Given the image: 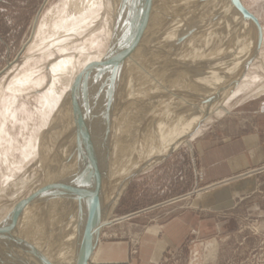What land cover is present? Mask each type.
Here are the masks:
<instances>
[{"label":"rangeland","instance_id":"1","mask_svg":"<svg viewBox=\"0 0 264 264\" xmlns=\"http://www.w3.org/2000/svg\"><path fill=\"white\" fill-rule=\"evenodd\" d=\"M163 1L166 0H0V252L2 251L0 253V264H52L51 262H54L52 253L57 251L61 254L64 252L65 247H68L69 251L65 248L67 253L64 254L65 251L62 254H68L70 259L75 257L74 260L76 261L81 242L79 244L71 243V246H66L60 240L61 235L58 237V231L60 229H55V227L53 229V227L47 226V223L44 221L47 219V214L45 213L48 211L50 212L49 215L52 214L50 215L52 219H55L56 216L60 217V219L62 217L61 220L65 221L63 223L58 221L60 223L58 225L63 224L62 227L68 230L70 227L67 225L70 222L68 215L72 213L67 212L68 208H70V203H66L68 201V197L66 196H69L67 195V191L71 189L70 182L67 184L68 187L66 186L55 192L54 194L56 196H52V198L54 197L53 199L48 195L47 191H43L40 187H49V185L51 186L57 182L60 184L61 180L63 181V179L68 177L67 174L64 178V172L63 174L61 173L62 177L60 176L59 180H57L60 171L59 164L57 166V163L61 161L58 156L61 158H64V155L68 157V152L70 153L73 146L71 145L69 148L67 146L66 149L61 148L63 144L59 141L63 142L62 140L65 136L59 135V131L64 126L67 136L66 139L68 140V136H70L69 140H71L73 138L72 136H75L73 133H75L76 128H79L77 124L85 122L81 120L84 119L87 122V129H84L85 131L83 130L81 135L78 136L79 138H77L83 140L88 137L93 128L92 124L95 122L87 116L92 109L88 105L91 106L93 101L95 106L98 104V107L100 106V101L102 102L103 98L105 99L103 95L108 96V94H104L105 92L99 89L105 80L112 79V82L110 81L111 87L113 85L115 86V84L117 85L119 83L118 81L124 78H127V81H125L126 79L124 81L128 84L131 83L130 85H133L134 79L137 78L141 79V81L151 80L156 83L157 81L155 79H158L157 75L160 73L162 76L163 70H167L166 72H168L177 69L176 66L174 68V65L172 67L171 64L175 62L174 59L181 62L184 58V54H181L182 56H178L177 54H180L181 50L185 47L184 45L187 44L185 38L195 37L194 32L191 33V28L197 27V24H199L198 27H211L210 21V26L206 24L207 11H202L197 14L200 18L199 21L196 18L198 16L192 13L194 9L190 4L192 5L193 0L188 1L186 8L185 4L182 3L184 0H179L178 2L176 0L173 2H171L172 0H167V4ZM201 1L203 0H197L195 4L197 3L201 6L200 4L204 5L207 3L206 0ZM161 3L164 4L163 8L159 7ZM176 4L179 6L178 10L176 9L177 12H181L183 7L184 12L172 18L173 20L175 19L174 22L176 23L174 28H172L170 24H167V19L164 15L166 11L176 14V10L171 7V5H175L174 7L177 8ZM241 5L262 27L263 39L262 41L259 40V51L257 55H255L258 42L257 30L250 22L255 33V46L251 57L253 58L254 55L255 57L253 59L250 58V63L243 71L238 73L234 72L230 85L223 86L222 83L225 82V77L227 76L225 75V77L220 78L221 80H217L219 83L217 81L213 83L214 87L216 86L212 89L214 94L211 92L206 96L199 94L198 91L195 93L192 92L190 93L191 96L189 95L188 97L189 99L186 98L187 96L182 99V105H174L175 107L180 105L172 110L174 116H176L175 113L179 110L178 108L183 109V106L191 102V100L194 102L197 101V104L199 103L198 105L196 104V108L201 106L204 110L207 106L210 110L206 108V111H203L205 115L204 121L201 123V120L199 125L196 126V135L194 134L192 136L189 144L179 147L178 150L176 149L177 151L175 150L176 152L174 154H172L174 151L171 153L172 155L170 157H168L170 154L166 156L168 158L165 161L160 164H154L157 166L134 178L117 205L112 208V211L107 206H104V214L108 213L110 219L108 225L103 229L101 241H128L130 243L131 254L137 256L140 247V237L147 226L158 225L163 220L172 217L175 213L192 210L194 201L204 191V171L197 155V144L206 139L211 143H220L238 136L245 129L254 127L255 113L258 111L260 103L264 100V0H241ZM153 6H155L154 10L156 11L151 14L150 8H153ZM205 8L206 6L203 9ZM128 9L131 15L130 19L125 14ZM159 13H162L163 16ZM133 19L136 22V34H132L129 26L130 20L132 21ZM149 21L154 22L157 26L161 25V30L167 27L164 33L165 39L163 37L165 41L161 37L159 40H154V38V41L152 40L149 45V41L153 37L147 42L146 32L144 33ZM180 33L185 34H181L184 37ZM172 38L175 41L181 39V43H179L180 41L174 42ZM182 39H184V45L182 44ZM166 40H171L170 42L173 44L170 46L172 48L164 45L167 42ZM148 45L150 49H147L149 48ZM157 45L158 48L155 47ZM159 46L161 47L159 48ZM196 48L194 49V53L199 56L200 53H196L198 52V48ZM146 49L149 50V54L147 51L145 53ZM160 49L164 51H161V54L159 52ZM168 49L171 50L169 53L167 52L169 51ZM156 50L159 54L158 52L156 53ZM173 52L174 54H172ZM231 53L234 54L235 52L231 51ZM195 54L191 60L193 63L197 58ZM157 55L161 56L158 58ZM175 55L180 57L179 60L177 57L175 58ZM146 57L147 60L144 59ZM229 62L227 68H223V75L231 68ZM163 64L165 66L167 65V67L163 66ZM61 67L65 68L64 73L68 72L66 74L68 83L66 86L62 85L63 87L56 77V70ZM111 67L113 69L118 68L116 69L117 71L114 70L116 73L114 71L112 72L113 69ZM102 70L104 71L97 77L87 81L89 76ZM121 70L123 72L126 71V73H123V77L119 75L122 73ZM232 83L233 86H231ZM113 91L114 89L112 91L109 90L111 93ZM123 92L129 93L126 89H122ZM52 93L57 97L63 96V99L59 102L57 109L49 119L48 132L54 130L53 134L56 135V137L53 136L52 139L49 137V139V135H46L42 131L45 130L43 127V117L45 118L47 111L45 104L51 105L50 99L54 97ZM92 95L94 96L91 97ZM192 96L194 99H199L195 101ZM98 99L100 100L98 101ZM95 100H97V103H95ZM183 100H185V104ZM192 114L194 113L191 112L190 117L187 116L188 119L191 118ZM178 116H181V113H178ZM181 119L183 118L181 117ZM182 122L184 121L180 120L179 124H183ZM62 124L64 125L61 127ZM90 127H92L91 130ZM170 128L169 122L167 128H164V131L167 133ZM109 132L113 133L114 129ZM126 132L124 131V133ZM137 132H134V135ZM77 142L80 143L81 141ZM30 148L33 151L41 150V165L36 164L38 159L35 156H30V158L28 154L29 158L27 157V160L24 158L25 150ZM59 148L61 149L55 155L53 150H58ZM73 151L75 152L74 155L77 154L78 156H73L72 163H74L75 158L83 163V159L87 157L85 158L86 160L89 157L87 156L88 153H86V156L82 160H79L78 153L81 152V149L77 148V150ZM67 157L61 161V164H64L66 159L68 161ZM91 158L89 157V159ZM44 159H47V162ZM26 161H29V164ZM71 161L65 164L69 165ZM40 166L43 167L41 168ZM32 169L34 171L31 173L30 171ZM28 170L30 171L28 172ZM36 170L38 171V173L36 172L37 174L35 173ZM69 171L67 169V173ZM27 172L31 173L29 177L26 176L28 174ZM50 172L52 173V177ZM46 173H50V175L47 174L50 177ZM21 177L32 179L30 180L31 185L27 188L28 192L26 190L28 194L24 191L25 193L23 192L22 195L25 197L21 200L26 201V198H29L32 193L29 191V188L36 185L34 189L35 194L43 197L41 193L45 194L46 192V199H49L48 201L51 202L47 203L45 199L44 206L42 205L40 210L38 208L36 209V212L38 210L37 216L39 217L40 214L42 217V219L39 217L42 221L40 229L44 227L43 224H46L45 237L49 238H44L43 228L37 230L38 226L35 229L29 227L31 233L29 230L26 232L23 230L25 233L19 232L24 228L22 222L19 227L23 226V228H18L19 231L16 230V223H12L11 226L12 219H18L19 213L17 215L13 214L14 216L11 214L14 208L23 201L14 205L17 203V198L14 197L16 191L12 192L7 190L10 188V185H13ZM46 177H48L47 180L50 179L51 184L49 180L46 181ZM257 177L258 188L255 193L247 197L237 198V207L234 211L216 215L220 220L235 217L238 222V227L235 231L215 234L207 238L195 239L191 237L180 250L169 254L167 253L166 258L175 257L181 260L182 263L186 259L193 258L194 264H201L203 258L207 264H264V217L252 216L243 210L247 204L254 202L260 203L264 208V170ZM67 180L64 181L67 182ZM83 188H86V186ZM4 192L8 193L5 194ZM38 196L36 199H38ZM110 197L112 199V196ZM31 205L32 203L29 202L26 206L22 207L29 209ZM11 209H13L11 213L6 216L4 215V217L2 216L3 218L1 217L3 211H5L3 214H7L6 211ZM64 210H66V213L63 214ZM60 214L63 216H59ZM199 214L202 216L206 215L204 210L203 212L199 211ZM66 215L68 219L66 217V219L64 218ZM60 219L56 218V221ZM74 220L73 218L71 219L73 222H80L79 218L78 220ZM7 221L9 222L6 223ZM82 225L83 223L81 222L79 227ZM62 227L60 226V228ZM50 228L54 230L52 231L54 233L51 232L52 229L50 230ZM6 231L9 239L5 235L1 237ZM72 236H69V238ZM50 238L53 239L51 242L54 240L57 242V246L55 245L56 247L53 250L51 248V251H48L49 255L47 254L48 252L41 254L40 250L32 245L34 243H41L45 239V241H48ZM6 241L8 242L6 243ZM62 243L64 244L63 248L61 246ZM210 244H213V246L209 247ZM11 245H15L14 248ZM75 249H78V252H74ZM60 250H62L61 253ZM192 250L193 253H191ZM45 254L48 255L49 259ZM208 254L209 256H207Z\"/></svg>","mask_w":264,"mask_h":264},{"label":"bare ground","instance_id":"2","mask_svg":"<svg viewBox=\"0 0 264 264\" xmlns=\"http://www.w3.org/2000/svg\"><path fill=\"white\" fill-rule=\"evenodd\" d=\"M166 1H163V2H165V4H167ZM173 1L174 0H172L171 2H173ZM176 1L178 2L179 0H176ZM188 1L189 0H184V2L181 1L182 3L185 4V8H186V4L188 3ZM203 1H201V2H203ZM206 1H207L206 4H204V5L200 4L201 6H199V4H197V3L195 4V2H197V0H193L192 5L190 4V6H193L194 11H192V13H195V16L202 11H207V17H206L207 23L206 24L208 26L211 25V27H198L199 24H197V27H195L193 29L191 28V30H192L191 33L194 32V34H195V37L193 35H191L194 37V39H192L193 37L192 38L190 37L187 39L185 38V42L187 43L185 45H184V39H182V44L185 47L183 48V50H181V53L179 52L180 54H177V55L182 56L184 54V58L182 59L181 62L176 61V59H174L175 62L173 60L174 63H172V64L170 61V64L172 65V67L174 65V68L176 66L177 69H174V71L171 70L168 72H166L167 70L166 71L163 70L164 72L162 73V76L160 73L157 75L158 79H155L157 81L156 83L154 81L152 82L151 80L141 81V79L137 78V79H134V84L130 85L131 83L128 84L127 82H125V81H127V78H124V79H126L125 81L122 78L123 80L118 81L119 83L117 85L115 84V86H114L112 84L113 87H111L110 85H111L112 79L111 80L110 79L105 80L106 83L104 82L103 85H101L99 89H101V91L105 92L104 94H106V95L108 94V96L106 97L105 95H103V97H105V99L103 98L104 101L103 100H102V102L100 101V104H99L100 106H98V107H97L98 104H96V106H95L93 101H92L93 104L92 103H91L92 105L90 104L91 106L88 105V107L90 109L91 108L92 109H91L89 115H87V116L92 121L93 120L95 121V122L93 121L94 123L92 124L93 128L90 127V130H91V128H92V130L87 137L88 139L87 138L83 139V140L78 139L79 138L78 136L81 135L83 130L87 129L86 128V123H87L86 120L81 119L85 122H83V123L80 122V123H82L81 125H80V123L77 124L79 126V128L78 127L76 128L75 133H73L75 136H72L73 138L71 140H69L70 136H68V140L66 139L67 136H66V131L64 130V126H63L64 124L61 125V127L62 126L63 127H62V129H60L61 131H59V133H60L59 135L65 136V138L62 140L63 142L59 141L60 143L63 144V145L61 144L62 145L61 148L66 149L67 146L69 148V146L73 145L70 153L68 152V157L64 155V158L67 157L68 161L73 160V156H78L77 154L74 155L75 152L73 151V150H77V148L81 149L80 153L77 152L79 154V160H82V158H84L86 156V153H88L87 156L92 157L91 159H89V157H88V159H86V160H85V158H87V157H85L83 159L84 160L83 163H82V161L79 162L77 160V158H75L74 163H72L73 161H71V164H69L70 165L69 166L68 164H65L66 162H68L67 159H66V162L64 164H61V161L64 160V158L63 157L61 158L58 156V158H60L61 161H60V163H57V166L59 164V169H60V171L58 173L57 180H59V177L65 172L63 176L65 178L66 175L68 174L67 178H69V180H70L69 185H71V189H69V191H67L68 192L67 195H69L70 198H69V196H66V197H68V201L66 203L67 204L70 203L69 204L70 208H72L71 209L72 211L70 210V208H68L69 211L66 209L68 213L69 212L72 213L71 215H68V213H67V215L70 217L69 218L70 222H68L67 225H69L70 227L68 226L69 228L67 230V229H64L62 227L63 224H61L60 226L62 228H60V226L58 224H60L61 222L63 223V221H65V220L62 221L61 220L62 217L60 219V217H57V216H56V218L60 219V220L56 221V218L52 219V217L50 216L52 214L49 215L50 212H48V211L45 213V214H47V219H46L47 221L46 220H44V221H45V223H47V226L49 225V227H53V229H54V227H55V229H58V230L60 229L58 231V233H59L58 237L61 235L60 240L66 246H68V245L71 246V243H78L79 244L81 242L83 225L79 227V224L82 222V219H81L82 211L81 210L84 209V207H85L84 206V195L87 192V189H88L87 187H89L88 181H89L91 172L95 166V163L99 157V154H101L105 149H108V151L110 152V157H109V166L110 167H109L108 173H106V171H105V175L108 174V184H107L108 189H106V192L104 190L103 194H101V196H102L103 207L107 206V208L112 211V208H114L117 205L118 201L120 200V197L124 194V192L128 188L130 178L133 175L140 173V172H143L145 170H148L149 167L153 166L154 164L159 163L162 159H164L166 156L171 154L173 151H175L179 147H181L185 144H189V141L192 138V136H194V134L196 135V126L199 125L201 120H202L201 123L204 121L203 119L205 118V115H204L203 111H206L207 106L204 110L202 109L201 106L196 108L197 107L196 106V104H197L196 100L199 98L194 99V97L192 96L196 102L191 100V102L188 101L189 103H187L185 106H183L184 107L183 109L178 108L179 110H177V112L175 113V115L177 116L176 117V116H174L172 110H174V108H177L180 105H182V102H181L182 99H184V97H186V96H187L186 98H188L190 93H192V92L195 93L197 91L199 94H201V95L203 94V95L207 96L208 93H211L212 89L216 87V86L214 87L213 83H215V81H217V80H221L220 78L225 77V75H227V76L225 77V82L222 81V82H224L222 84H223V86L224 85H226V86L230 85V82L233 78L234 72L238 73V72L243 71L246 68V66L250 63V58L253 59L255 57V55H257V53L259 51L258 33H257L258 42H257L256 49H255V55L252 58L251 56L254 52V46H255V33L253 31L252 25L250 24V21L244 19L242 17V15L236 10L235 5H234L235 0H206ZM174 6L175 5H173V6L171 5V7H173L175 10L176 9L178 10L179 6L177 5V8H175ZM203 6L204 7L206 6V8L203 9L204 8ZM159 7L163 8L164 4L161 3V5ZM183 8L181 9V12L180 11L177 12V10H176V14H173V12L170 13L169 11L168 12L166 11L164 17L167 19V24L168 25L170 24V27L174 28L176 23L174 22L175 19L173 20L172 18H174L175 15H176L175 17H177L178 14H180V15L183 14V12H184ZM154 9H155V6H153V8H150L151 14H152V12L156 11ZM170 9H172V8H170ZM175 10H174V13H175ZM190 10H192V9H190ZM169 13H170V15H169ZM159 14L162 15V13H159ZM196 18H198V21H199V19H200L199 16ZM209 21H210V25H209ZM170 27H168V28H170ZM166 28L161 30V25L157 26V25H155L154 22L149 21V24L147 25L146 29L144 30V33L146 32L147 42L149 41L150 38L153 37L152 39H150L151 41H149V45H150V42H152V40L154 38H155L154 40H159L161 37L162 40H164L165 39L164 33L167 30ZM204 29H205V31H203ZM181 34L182 33H180V35ZM205 34H206V36H205ZM182 35H185V34H182ZM186 35H187V33H186ZM163 37H164V39H163ZM182 37H184V36H182ZM180 40L175 41L173 39L174 42H179ZM170 41H167L165 44L164 43L163 44L166 47H168L171 44H173ZM155 43H156V41H155ZM179 43H181V41ZM149 45H148L149 48H147V49H150ZM158 45H159V43H158ZM158 45L155 47L158 48ZM201 46H203V47H201ZM160 47L161 46H159V48ZM170 47H168V48H170ZM195 48L198 50V52H196V53H200L199 56L194 53ZM147 49L145 50V53H147L149 51ZM178 49L180 50V48H178ZM119 50H121V49H119ZM153 51L155 52V50H153ZM161 51L162 50L160 49V51H159L160 54L162 52H164V51H162V52ZM170 51L171 50H169L167 52L169 53ZM231 51H234L235 53L233 54V53H231ZM157 52L158 51L156 50V53ZM159 52H158V54H159ZM165 52H166V50H165ZM145 53H144V55L146 56ZM148 54H149V52H148ZM172 54H174V52ZM175 54H176V52H175ZM194 54H195V56L197 55V58L195 57L196 59H195V62L193 63L191 60H192V57L194 58V56H193ZM177 55H175V58L177 57V59L179 60L180 57H178ZM154 56H155V53H154ZM160 56H158V58ZM172 56H174V55H172ZM170 57H171V55H170ZM229 58H230V62H229ZM144 59L147 60V57ZM144 59L142 58V60H144ZM228 62L231 64L230 65L231 68L229 69L228 72H225V74L223 75V73H224L223 68L224 69L227 68ZM164 63H166V62H164ZM117 66H119V65H117ZM117 66H115V67H117ZM163 66H165V64H163ZM165 67H167V65ZM172 67L170 66V68H172ZM116 69H118V68H116ZM116 69L114 68L112 70V72ZM103 71L104 70L98 71V72L94 73L93 75L89 76L87 81L97 77ZM116 71H114V73H116ZM64 72H65L64 67L63 68L62 67L57 68V70H56V73H57L56 77L58 78L61 86L62 85L66 86L68 83V77L66 76V74L68 72H66V73H64ZM174 72H176V73L173 75ZM123 73H126V71H124V72L122 71V73L119 74L120 77L121 76L123 77ZM126 77H127V75H126ZM121 81H124V82H121ZM231 86H233V83L231 84ZM113 89H114V91L112 93L109 92V90L112 91ZM122 89H126L129 93H124V92L122 93ZM214 91H215V89H214ZM103 92H102V94H103ZM228 93H229V91H228ZM212 94H214V92H212ZM94 95H92L91 97H93ZM201 95H199V96H201ZM53 96L54 97L50 99L51 105L45 104V108L47 109L46 116H45V118L43 117V119H44L43 120L44 121L43 127L45 130L42 131V132H45L46 135H49L48 138L50 137L51 139L53 138V136L56 137V135L53 134L54 130H51L50 132H48L47 127H48L49 119L52 116V114L54 113V111L57 109L59 102L63 99V96L57 97L54 94H53ZM119 96L121 97L120 103H119V101H117V98ZM195 98H196V96H195ZM99 100L100 99H98V101ZM95 101H96L95 103H97V100H95ZM134 102H135V104H134ZM183 102L185 104V100H183ZM212 102H209V103H212ZM175 104H180V105H177V107H175L174 106ZM86 108H87V105H86ZM181 108H182V106H181ZM207 109H209V107ZM118 110L120 111V114L116 113V115H115V112ZM87 111H89V110H87ZM191 112L196 114V115L192 114L193 116L191 115V118L188 119V117H190L189 115L191 114ZM178 113H181V116H178ZM181 117L183 119H181ZM180 120L184 121V122H182L183 124H179ZM59 122H61V121H59ZM169 122H170L171 128L169 129V132L166 133L164 131V128L165 129L167 128V124ZM58 127H59V125H58ZM110 128L112 130L114 129L113 133L108 132V131H110L109 130ZM124 131H127V132L124 133ZM136 131H138V132L136 133V135H134V132H136ZM47 132H48V134H47ZM86 133H87V131H86ZM87 134H85V135H87ZM81 137H83V136H81ZM129 140H130V142H129ZM77 141H81V142L79 143ZM59 147H60V145H59ZM61 148H59L58 150L54 149L53 153L55 155H57V152ZM28 154H29V157L35 156L38 159V162L36 164L41 165V159H40V155L42 156L41 150L40 151H37V150L33 151L31 148L26 149L25 155H24V158H26V160H27ZM46 160L44 159V161H46ZM26 162H28V164H29V161H26ZM35 165H34V167L36 168ZM45 167H47V166L45 165ZM32 168H33V166H32ZM67 169L70 170L68 173H67ZM45 170H44V172H46ZM29 171L30 170H28V172ZM33 171L34 170L32 169L30 172L32 173ZM53 171H55V170H53ZM53 171H51V172H53ZM36 172L38 173L37 170L35 171V173ZM31 173L26 174V176L29 177L31 175ZM50 173H46V175L47 174L50 175ZM48 177H50V176H48ZM48 177H46V181L49 180V183H50V179L47 180ZM51 177H52V173H51ZM54 177H55V175H54ZM54 177H53V179H54ZM26 178L21 177L18 181L16 180L13 185L9 184L10 188L7 191H12V192L16 191V194L14 195V197L17 198L16 199L17 203H15L14 205H17L20 201H23L21 199L25 196L22 195V193L24 191L26 192L27 188L31 185L30 180H32V179H26ZM67 178L63 179V181L61 180V184L63 182H65L67 180ZM47 185H49V184H47ZM35 186H33V187L31 186L29 188V191L32 192L30 194V197H32V196L34 197V195H35V192H34ZM85 186H86V188H83ZM42 187L43 188L40 187V189L43 190L45 186H42ZM45 188H48V187H45ZM104 189H105V185H104ZM27 192H28V190H27ZM4 193L7 194L8 192H4ZM65 193H66V190H65ZM41 194L43 197H40L37 195L38 199H36L37 196L33 199H31L30 197L26 198L27 199L26 204L29 202L32 203L30 208L29 209L27 208L28 209L27 210L24 207H22L20 212H18L19 213V217H17L18 219H15V218L12 219V217H11V219H12L11 226H12V223L13 224L16 223L17 224L16 230H18V228L22 229L24 226V228L22 230L20 229L21 231L18 230L20 233L21 232L23 233L24 231L26 232L28 230L30 232L31 229L29 227H32L35 229L36 226H38L37 230L40 229L42 217L40 214H39V217L41 219L37 216L38 210L36 212V209L38 208L40 210L41 206L42 205L44 206L45 199L47 196L46 192H45V194H43V193H41ZM54 196H56V195L54 194ZM57 196H58V194H57ZM110 196H112V199H110L111 198ZM51 198H52V196H51ZM56 198H60V197H56ZM11 199H12V197H11ZM48 200H47V203L48 202L51 203ZM58 200H56V201H58ZM53 201H55V200H53ZM53 201H52V203H53ZM33 203L35 204L34 205L35 207L33 206ZM26 204L23 206H26ZM58 207H55V208H58ZM66 207H69V206H66ZM55 208H53V209H55ZM65 208H63V209H65ZM12 210L13 209L6 211L7 214H3L5 212V211H3L1 214V217L2 216L4 217V215L5 216L8 215L9 213H11ZM66 210H64L63 214L66 213ZM56 211H58V210H56ZM39 213H41V212L39 211ZM54 213H55V211H54ZM11 215L14 216L13 213ZM42 215H43V213H42ZM67 215L64 216V218L65 217L67 218ZM59 216H63V215L60 214ZM72 218L75 220H78V218H79L80 222L75 221V220H74L75 222H73V221H71ZM109 219H110V216L108 213H106L104 215L102 225H104V226L108 225ZM58 221H60V223ZM8 222L9 221H7L6 223H8ZM21 222H22L23 226L19 227ZM6 223H4V224H6ZM43 225H44V227H41V229L43 228V230H44V231L42 230L43 236H44V238H49V237H45L46 236L45 235L46 234V230H45L46 224H43ZM50 225H52V226H50ZM57 227H59V228H57ZM51 229L52 228H50V230ZM53 229L51 230V232L54 231ZM62 229L64 231V232L62 231L63 234L61 232ZM52 233H54V232H52ZM102 233H103V230L101 232V235H102ZM3 235L7 236L8 235L7 231L5 234H2L1 237H3ZM72 235L75 236V239H74V236H72ZM48 236H49V234H48ZM69 236H72V237L69 238ZM25 237H26V235H25ZM35 237H36V235H35ZM11 238H13V237H11ZM32 238H34V237H32ZM68 238L70 240V243H69ZM101 238L102 237L100 236L99 244L101 243ZM8 239H9V237H8ZM8 239H6V240H8ZM51 240H53V239L50 238V240L45 241V242L43 241L41 243L39 242V243H34V244L31 243V244L33 246H35V248H38L40 250L41 254H44L45 252L47 253L49 250L51 251V248L53 250L57 246L56 245L57 242H55V240L51 242ZM73 240H74V242H73ZM7 242L8 241H6V243ZM22 242H23V240H22ZM63 243L61 245L62 248L64 246ZM18 244H19V242H18ZM41 244H42V246H41ZM3 245H2V248H3ZM14 246L15 245H13L12 247L14 248ZM211 246H213V244H210L209 247H211ZM77 247H78V245H77ZM98 247H99V245H98ZM65 248H67V250H68V247H65ZM65 248H64V252L65 251L66 252L65 253L62 252L64 254L67 253V250ZM70 248H72V247H70ZM11 249H10V251H11ZM79 249H80V246H79ZM24 250H26V249H24ZM58 250H59V248H58ZM61 251L62 250H60V253H61ZM76 251L78 252V249L77 250L75 249L74 252H76ZM215 251H216V249H215ZM55 252L52 253L53 258H54V262L53 261L51 262L52 264H55V263L56 264H77V261H78L79 255H80V250H79V252L76 256L77 259L75 261L74 260L75 257L70 259V256H68V254L64 255L62 253L59 254L57 251H55ZM213 252H214V250H213ZM47 254L49 255V252ZM95 254H96V252H95ZM95 254L92 257V260L95 256ZM48 255L45 254V256H47V257H48ZM207 256H209V254ZM210 257H211V255H210ZM48 259H49V257H48ZM92 260H91V262H92Z\"/></svg>","mask_w":264,"mask_h":264},{"label":"crops","instance_id":"3","mask_svg":"<svg viewBox=\"0 0 264 264\" xmlns=\"http://www.w3.org/2000/svg\"><path fill=\"white\" fill-rule=\"evenodd\" d=\"M196 150L204 171L205 189L194 201L193 209L147 226L140 237L137 256L131 254L128 241L102 240L90 264H194L193 258L182 263L166 255L180 250L191 237L207 238L235 231L238 227L235 217L220 220L216 215L234 211L237 198L257 191V176L264 170V100L255 113L254 127L220 143L202 140ZM203 210L205 216L199 214ZM243 210L264 217L260 203H249ZM204 260L201 264H207Z\"/></svg>","mask_w":264,"mask_h":264},{"label":"water","instance_id":"4","mask_svg":"<svg viewBox=\"0 0 264 264\" xmlns=\"http://www.w3.org/2000/svg\"><path fill=\"white\" fill-rule=\"evenodd\" d=\"M235 8L237 11L242 15V17L248 21H250L256 28L259 40L262 41L263 39V31L262 27L259 24V22L254 19L248 12H246L241 5V0H235ZM126 16L129 17L130 19V11L129 9L125 12ZM129 26L131 28L132 34H136V22L133 19L132 21L130 20ZM120 96L117 98V101L120 103ZM120 114V111H116L115 115ZM109 130H112L111 128ZM109 132V131H108ZM179 149V148H178ZM177 149V150H178ZM176 150V151H177ZM176 151H174L172 154H174ZM172 154H170L168 157H170ZM109 157H110V152L108 149H105L101 154H99V157L95 163V166L91 172L90 178H89V187L87 189L86 194L84 195V209H82V235H81V244H80V255L77 261V264H90L93 255L95 254V251L99 245L100 241V236L102 230L106 227L102 225V221L104 218V207L102 203V196L103 191L107 188L108 184V173L109 170ZM168 157L165 159L161 160L159 162L162 163L165 161ZM158 164V165H159ZM157 165H153L149 167L148 170H145L143 172L137 173L133 175L130 178V182L136 178L138 175H141L145 172H148L149 170L153 169ZM69 180L65 183H56L48 188L43 189V191H47L48 195L54 196V192H57L59 189H63L64 187L67 186ZM105 183V184H104ZM105 185V189H104ZM38 194H35L34 197L32 196L31 199L35 198ZM121 198V197H120ZM26 204V201L21 202L17 207L14 209L13 214H18L20 212L21 208L23 205Z\"/></svg>","mask_w":264,"mask_h":264},{"label":"snow or ice","instance_id":"5","mask_svg":"<svg viewBox=\"0 0 264 264\" xmlns=\"http://www.w3.org/2000/svg\"><path fill=\"white\" fill-rule=\"evenodd\" d=\"M11 87V86H10Z\"/></svg>","mask_w":264,"mask_h":264}]
</instances>
